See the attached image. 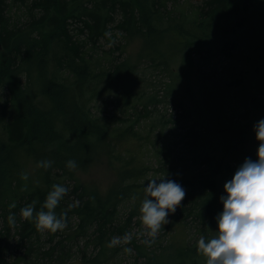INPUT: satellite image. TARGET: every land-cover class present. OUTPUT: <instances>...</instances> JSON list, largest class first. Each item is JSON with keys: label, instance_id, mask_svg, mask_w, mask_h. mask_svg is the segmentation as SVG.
I'll return each instance as SVG.
<instances>
[{"label": "trees", "instance_id": "1", "mask_svg": "<svg viewBox=\"0 0 264 264\" xmlns=\"http://www.w3.org/2000/svg\"><path fill=\"white\" fill-rule=\"evenodd\" d=\"M168 1L0 0V89L9 91L7 101L0 103L3 130L0 133V264L14 263L8 259L11 257L8 249L12 230L15 235H21L22 239H18L20 247L26 246L34 237L38 244V247L36 243L32 244L15 260L29 257L34 251L35 257H70L73 245L69 247L68 241L80 236H87L90 241L93 226L98 235L92 241L102 245L103 252H106L105 244L110 235L126 233L132 216L137 213L139 205H136L143 201L144 187L150 182L148 176L152 166L143 157L145 146L151 141L149 134L140 132L138 123L142 116L151 115L153 110L148 104L142 109L135 106L132 114H116L113 119L94 110L90 104L92 94L95 97L97 91L110 88L132 70L126 56L128 45L135 39L140 40L142 47L137 58L146 59L157 67L163 66L169 57L178 55L184 37L187 41L184 61L192 60L191 48L197 39L210 36L217 17L224 19L220 29L223 34L236 32L249 20L248 0H203L194 11L201 17L195 24L202 33L199 36L195 30L185 28L186 19L179 16V13L187 14L184 7L169 9ZM14 6H25L30 17L24 21L15 19V14H10ZM176 21H181L180 28L173 24ZM115 28L124 39L114 44V48L101 51L102 39L110 40L109 34ZM164 33H171L177 42L179 40L172 54L159 46ZM117 50L121 54L127 53L124 59L116 54ZM101 81H105V86L97 89ZM168 121L177 122L178 119L171 114ZM103 149L115 178L106 190L101 191L96 186L88 188L82 184L77 173L88 171ZM169 155L172 157H162L160 168L169 166L179 170L180 160L186 158V153ZM211 159L206 157L205 162L211 163ZM41 160L54 163L45 170L37 166ZM68 160L76 162L75 170L66 167ZM31 161L37 167L36 176L41 179L35 187L28 185L33 179L29 173ZM216 168L210 175L199 173L192 179L185 175L175 179L192 199L194 197L192 212L197 208L201 218L208 219L213 225L223 211L220 197L227 195L224 187L218 186L219 165ZM22 172L28 174L27 181L21 179ZM59 175L70 177L74 184L69 186ZM54 184L69 189L55 209L56 215L59 217L71 206L67 223L74 215L79 217V223L75 228L67 226L70 232L57 241L54 240L58 231L49 232V242L53 244L44 249L41 232L35 227V212L41 210ZM25 185L27 190H22ZM129 200L136 207L127 221L115 223L120 205ZM12 203L16 204L14 209L9 208ZM28 205L35 208L31 220L20 215V209ZM10 213L15 214L14 226L8 224ZM131 243L138 249L141 247L135 238ZM179 250L180 256L191 257L187 264H203L196 258L199 255L197 245L183 244ZM82 257L95 264L105 262L98 255L88 258L82 254ZM152 261L155 257L146 258L147 264H153ZM37 264L46 263L37 261Z\"/></svg>", "mask_w": 264, "mask_h": 264}, {"label": "rangeland", "instance_id": "2", "mask_svg": "<svg viewBox=\"0 0 264 264\" xmlns=\"http://www.w3.org/2000/svg\"><path fill=\"white\" fill-rule=\"evenodd\" d=\"M202 2L203 0H170L168 7H184L187 14L179 13V16L182 20L186 19L185 28L195 30L201 36L202 33L195 25L201 17L194 11ZM247 4L249 20L246 25L239 27L236 32L223 34L220 29L224 19L217 17L210 36L204 40L197 39L191 48L192 60L190 58L184 61L187 42L185 37L178 48V55L169 57L163 66L156 67L146 59L137 58L142 49L141 42L137 39L128 45V55L116 51V54L121 55V59L127 55L132 70L126 72L123 78L110 88L97 91L95 97L92 94L93 101L90 104L98 114L109 115L113 119L116 114L128 116L136 107L142 109L145 104L153 110L151 115L142 116L138 123L140 132L149 134L151 141L145 146L146 154L143 157L145 162L152 166L149 179L165 177L175 181L183 175L192 179L199 173L201 176L210 175L219 165L220 172L216 179L221 188L232 179L246 158L258 159L259 142L254 125L264 119V0H248ZM10 14H15L14 18L22 21L30 17L25 6H14ZM180 22L173 24L180 28ZM112 33H115V36ZM112 33L109 34L110 40L102 39L101 51L124 39L118 29L115 28ZM162 41L159 42L160 48L171 54L179 42L171 33H164ZM104 86L105 81H101L97 89ZM8 98V89H0V103H4ZM126 100L129 102L126 103ZM125 107L128 108L125 110ZM171 114L174 119H178L177 122L168 121ZM128 122L126 121L127 124ZM0 133H3L1 125ZM3 137L6 138L4 134ZM182 151L186 153V158L180 160L179 170L169 166L160 168L163 156L175 155ZM107 157L103 149L88 171H78L77 175L82 184L88 188L96 186L101 191L108 188L115 176L108 167ZM206 157H211L212 162H205ZM36 169V165L31 161L29 173L33 179L29 181V186L35 187L36 182L41 183V179L36 176ZM59 176L66 179L65 183L69 186L74 184L70 177ZM193 199L186 191L185 198L177 206L175 213H169V223L162 225L154 240L146 235L147 230L139 219L142 204L139 202L136 205H139L136 208L137 213L132 216L125 233L130 235V242L121 240L108 247L113 238H122L125 235L114 232L105 244L106 252H103L102 245L92 241L98 235L96 226H93L90 230L91 242L87 236L70 238L72 240L68 241V246L73 245L70 257H35L34 251L29 257L15 260L36 242L34 237L26 246L20 247L18 239H22L21 235H15L12 230L8 249L11 257L8 259L14 261L13 264H37V261L46 264H95L91 260L84 261L82 254H85L88 258L98 255L105 261L102 264H147L146 258L150 256L155 257L153 264H187L191 257L180 256V246L192 243L195 247L201 236L208 240L216 236L218 231L217 222L213 225L208 219L201 218L197 208L192 212ZM133 203L129 200L120 205L115 223L128 220L131 211L136 207H133ZM78 223L79 217L74 215L67 226L69 229L75 228ZM69 229L66 227L58 231L59 235L54 241L70 232ZM49 237L48 231L41 233V246L44 249L53 244L49 242ZM133 238L141 244L140 251L131 243ZM145 240L150 242L145 243ZM35 246L38 247V244ZM126 248H130L131 253L125 252ZM196 258L206 264L202 255L199 254Z\"/></svg>", "mask_w": 264, "mask_h": 264}, {"label": "clouds", "instance_id": "3", "mask_svg": "<svg viewBox=\"0 0 264 264\" xmlns=\"http://www.w3.org/2000/svg\"><path fill=\"white\" fill-rule=\"evenodd\" d=\"M254 131L259 142L258 159L246 158L232 179L225 183L224 190L227 195L220 197L223 211L216 217L217 235L208 240L201 236L198 240L197 251L205 258L206 264H264V119L254 125ZM53 163L51 160H41L37 166L47 170ZM66 167L75 170L77 164L74 160H68ZM20 175L24 181L29 178L26 172ZM149 181L143 190L139 219L147 230L146 235L154 240L162 225L169 223V213H175L177 206L185 198L186 191L179 183L165 177ZM22 190H27V185ZM68 191L67 187L54 184L41 210L35 212L33 205L25 206L20 209L21 217L31 220L35 212L37 231H62L67 227V215L71 206L68 210H63L59 217L55 209ZM15 207V203L9 205L10 209ZM15 223V214L10 213L8 224L14 226ZM121 240L130 242V235L113 238L108 247ZM149 242L145 240V243ZM131 251L130 248L125 249V252Z\"/></svg>", "mask_w": 264, "mask_h": 264}, {"label": "built area", "instance_id": "4", "mask_svg": "<svg viewBox=\"0 0 264 264\" xmlns=\"http://www.w3.org/2000/svg\"><path fill=\"white\" fill-rule=\"evenodd\" d=\"M264 98V97H263Z\"/></svg>", "mask_w": 264, "mask_h": 264}]
</instances>
